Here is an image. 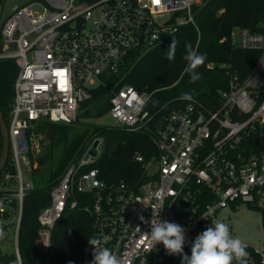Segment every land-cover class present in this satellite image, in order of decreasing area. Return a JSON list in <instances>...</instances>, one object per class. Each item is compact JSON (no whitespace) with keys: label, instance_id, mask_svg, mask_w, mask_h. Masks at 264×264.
<instances>
[{"label":"built area","instance_id":"1","mask_svg":"<svg viewBox=\"0 0 264 264\" xmlns=\"http://www.w3.org/2000/svg\"><path fill=\"white\" fill-rule=\"evenodd\" d=\"M206 1L36 0L6 19L0 58H13L18 66L8 124L15 172L4 168L0 175V244L5 245L0 254L10 255L7 264H25L23 206L36 187L24 181L20 166L21 159L32 170L36 165L29 129L41 119L76 122L82 104L102 86L110 94L111 125L148 130L155 152L135 156L142 171L134 181H107L99 168L89 167L104 144L103 137L96 138L94 156L93 140L53 186L51 202L38 215L36 246L46 256L44 264H57V225L76 209L90 217L91 237L126 264H181L182 257L168 255L162 243L153 249L148 244L144 233L150 232L152 218L184 227L188 256L201 232L223 222L247 246L248 264H264V240L256 244L238 236L233 223L220 216L245 203L264 217V23L258 31L235 26L222 38L261 56L243 79L229 70L228 88L207 106L193 98L183 107L153 113L147 107L151 93L111 82L132 53L149 52L180 26L191 24L200 34L197 13ZM67 237L77 238L73 229ZM92 253L86 243L68 264H92Z\"/></svg>","mask_w":264,"mask_h":264},{"label":"trees","instance_id":"2","mask_svg":"<svg viewBox=\"0 0 264 264\" xmlns=\"http://www.w3.org/2000/svg\"><path fill=\"white\" fill-rule=\"evenodd\" d=\"M3 1L0 0V14ZM197 19L200 34L191 24L180 26L174 34L166 37L149 52L132 53L125 59L119 73L113 75L111 82L118 80L121 85L129 83L140 92L151 93L147 107L153 113L183 107V93H191L206 106L220 98V90L228 88L229 70L243 79L249 75L261 56L259 50L233 48L228 41H222V38L229 35L235 26L261 30V24L264 23V0H207L197 13ZM173 38L177 41L176 57L170 62L166 59L165 52ZM187 43L206 56L205 63L197 69L201 79L195 83L191 82L190 74L186 72L187 61L184 60V55ZM17 74L18 66L13 58H0V105L8 124ZM95 95L82 104L83 110L76 122L55 123L41 119L37 121L35 128L29 129L30 141L35 133H46V165L51 166L47 170L45 182L36 184L35 189L28 192L24 199L20 247L25 264L45 263L46 256L36 246L40 230L38 215L51 202L50 192L53 186L72 163L78 162L94 139L103 137L104 149L89 167L99 168L101 178L107 181H134L142 171L135 156L138 153L151 155L155 152L148 130L131 131L109 123L100 124L97 118L107 113L110 94L102 86L95 91ZM2 149L0 130V156ZM31 159L35 163L32 156ZM5 168L15 172L11 153ZM69 229L75 231V242L67 237ZM91 234V219L85 212L76 209L67 213L56 228L55 244L59 254L53 257V262L68 264L77 258ZM1 257L7 264V257L10 255L1 254Z\"/></svg>","mask_w":264,"mask_h":264},{"label":"clouds","instance_id":"3","mask_svg":"<svg viewBox=\"0 0 264 264\" xmlns=\"http://www.w3.org/2000/svg\"><path fill=\"white\" fill-rule=\"evenodd\" d=\"M159 39V37H157ZM177 41L173 38L165 57L173 61L176 57ZM187 61L186 72L190 74L191 82L195 83L201 79L197 69L205 63L206 56L195 51L190 43L185 45ZM191 93H183L182 100L192 101ZM141 220H144L141 217ZM147 222V221H145ZM150 232L144 233L148 238V244L153 249L157 244L162 243L168 255H180L181 264H248L249 253L246 245L241 239L233 237L227 224L217 222L201 232L191 247V255L184 254L185 229L184 227L169 221L158 219L151 220ZM140 231L139 227H136ZM3 235L0 230V236ZM100 238L89 237L88 244L93 249L92 264H126V260L118 258L107 247L102 246Z\"/></svg>","mask_w":264,"mask_h":264},{"label":"rangeland","instance_id":"4","mask_svg":"<svg viewBox=\"0 0 264 264\" xmlns=\"http://www.w3.org/2000/svg\"><path fill=\"white\" fill-rule=\"evenodd\" d=\"M203 3V5H205ZM203 5L201 7H203ZM93 110V109H92ZM95 113V112H94ZM92 119H86L89 121ZM99 120H103L106 123L112 124V118L106 113ZM121 127V125H117ZM32 149L31 156L34 159L36 165L34 169L38 166L40 157L47 152L48 139L45 132H37L32 136ZM104 146H101L100 151L102 152ZM58 155H56L57 158ZM46 165V164H45ZM43 166L40 171H35L31 169V165L27 164L24 159H21L20 166L23 173L25 182L34 181L37 185L45 182L47 176V170L51 164ZM41 185V184H40ZM221 217H226V221L233 223L234 228L238 236L243 238H249L250 241L261 244L264 240V217L258 210L251 209L247 204L241 203L236 209H225L220 214ZM2 250L5 249V245L0 244Z\"/></svg>","mask_w":264,"mask_h":264},{"label":"water","instance_id":"5","mask_svg":"<svg viewBox=\"0 0 264 264\" xmlns=\"http://www.w3.org/2000/svg\"><path fill=\"white\" fill-rule=\"evenodd\" d=\"M36 0H4L2 4L1 14H0V36H1V30L3 27L4 22L8 17H10L16 10L23 7L24 5L31 3ZM0 130L2 134L3 139V149L0 156V175L5 168L9 156H10V136H9V129H8V123L6 122L3 111L0 105ZM100 143L99 139H96L93 143L92 148L90 149V153L94 156L97 155V147ZM48 147V145H47ZM48 152L44 153L38 162V166L35 168V171H40L42 167L47 163L48 161ZM0 264H4L1 254H0Z\"/></svg>","mask_w":264,"mask_h":264},{"label":"crops","instance_id":"6","mask_svg":"<svg viewBox=\"0 0 264 264\" xmlns=\"http://www.w3.org/2000/svg\"><path fill=\"white\" fill-rule=\"evenodd\" d=\"M262 25V24H261Z\"/></svg>","mask_w":264,"mask_h":264}]
</instances>
